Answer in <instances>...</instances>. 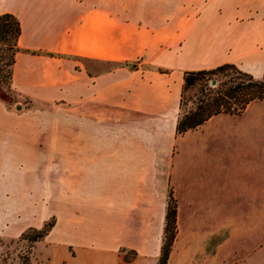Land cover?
<instances>
[{
	"label": "crops",
	"instance_id": "obj_1",
	"mask_svg": "<svg viewBox=\"0 0 264 264\" xmlns=\"http://www.w3.org/2000/svg\"><path fill=\"white\" fill-rule=\"evenodd\" d=\"M4 12L21 26L12 89L74 107L89 126H77L74 144L52 142V128L29 125L27 114L0 102V236L38 228L52 214L53 226L34 242L35 264H158L167 194H99L101 149L88 136L95 123L127 119H169L175 133L187 70L228 63L264 78V0H0ZM72 149L74 180L65 173L59 194H34L53 180L52 157L65 161ZM185 195L172 194L177 231L167 264H219L232 223L226 204L199 206L187 194L182 205ZM36 207L49 211L36 216ZM122 248L135 253L127 259Z\"/></svg>",
	"mask_w": 264,
	"mask_h": 264
},
{
	"label": "rangeland",
	"instance_id": "obj_2",
	"mask_svg": "<svg viewBox=\"0 0 264 264\" xmlns=\"http://www.w3.org/2000/svg\"><path fill=\"white\" fill-rule=\"evenodd\" d=\"M198 96L195 88L186 93L191 101ZM191 101L183 110L193 106ZM0 102L27 114L29 125L52 128V142L74 144L77 126H89L76 118L74 107L35 102L13 89H0ZM220 115L182 135L171 133L169 119L95 123L89 142L101 150L96 152L93 186L99 194H167V202L169 194H186L179 200L182 205L190 194L199 206L204 201L226 204L232 223L219 264H264V101L250 103L239 115ZM61 158L52 157L53 180L37 183L34 194H59L65 173L69 182L74 180L75 150L67 152L65 161ZM60 162L69 168L60 171ZM20 185L27 190V184ZM48 211L49 207H36L31 212L38 216ZM186 211L183 206V224ZM51 220L52 214L45 221ZM21 233L0 236V264H35L34 242ZM43 249L39 242L36 250Z\"/></svg>",
	"mask_w": 264,
	"mask_h": 264
},
{
	"label": "trees",
	"instance_id": "obj_3",
	"mask_svg": "<svg viewBox=\"0 0 264 264\" xmlns=\"http://www.w3.org/2000/svg\"><path fill=\"white\" fill-rule=\"evenodd\" d=\"M21 33L19 19L12 13L0 14V89L11 90L12 66L15 53L19 51L18 38ZM134 67L136 64L123 63ZM161 70V69H159ZM215 80V86L210 81ZM195 88L200 96L191 101L186 97L188 90ZM264 101V78L255 79L234 64H223L213 69L187 70L183 73V86L179 103V114L175 126L176 135L194 129L212 116L225 113L239 115L254 101ZM187 101L193 106L183 110ZM176 201L172 194L166 206V221L163 243L158 264H167L168 255L176 235ZM54 220L45 221L40 227H30L21 233L22 238L31 242L41 239L53 226ZM31 232V233H29ZM125 258L135 253L132 249L122 248Z\"/></svg>",
	"mask_w": 264,
	"mask_h": 264
},
{
	"label": "water",
	"instance_id": "obj_4",
	"mask_svg": "<svg viewBox=\"0 0 264 264\" xmlns=\"http://www.w3.org/2000/svg\"><path fill=\"white\" fill-rule=\"evenodd\" d=\"M210 84H211V85H215V84H216V81H215V80H211V81H210ZM18 108H19V106H18Z\"/></svg>",
	"mask_w": 264,
	"mask_h": 264
}]
</instances>
